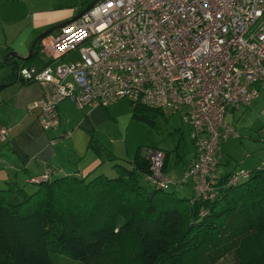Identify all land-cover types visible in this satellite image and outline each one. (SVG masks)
Listing matches in <instances>:
<instances>
[{
  "label": "built area",
  "instance_id": "1",
  "mask_svg": "<svg viewBox=\"0 0 264 264\" xmlns=\"http://www.w3.org/2000/svg\"><path fill=\"white\" fill-rule=\"evenodd\" d=\"M54 31L40 39L37 64L15 70L17 79L42 88L28 105L40 127L58 125L57 105L65 99L79 109L124 98L183 109L196 155L180 182L190 180L196 196L213 201L219 144L238 136L227 114L251 105L264 85V0H96ZM69 54L76 61L59 62ZM7 136L8 128L0 127V141ZM144 158L150 165L146 181L168 190L165 151L147 147ZM51 172L30 182L49 180ZM247 175L234 173L226 186Z\"/></svg>",
  "mask_w": 264,
  "mask_h": 264
},
{
  "label": "trees",
  "instance_id": "2",
  "mask_svg": "<svg viewBox=\"0 0 264 264\" xmlns=\"http://www.w3.org/2000/svg\"><path fill=\"white\" fill-rule=\"evenodd\" d=\"M39 50L40 40L25 64ZM12 57L3 58L11 74L0 88L15 77ZM129 103L133 117L163 113ZM139 149L127 164L112 165L114 177H92L93 169L37 182L33 191L7 182L0 188V264H224L229 257L231 264H264V165L227 186L234 173L218 169L213 201L193 189L186 198L146 181L150 165ZM167 160L165 152L164 171Z\"/></svg>",
  "mask_w": 264,
  "mask_h": 264
},
{
  "label": "rangeland",
  "instance_id": "3",
  "mask_svg": "<svg viewBox=\"0 0 264 264\" xmlns=\"http://www.w3.org/2000/svg\"><path fill=\"white\" fill-rule=\"evenodd\" d=\"M20 1L15 9L12 7L3 13H6L2 19L5 21L4 27L7 31L0 28V64L8 53L17 52V56L22 58L29 53L33 41L39 35L33 36L34 31L28 18L29 12L36 6H47L50 7L49 9H52L54 5L66 7L73 11L72 15H77L96 0ZM3 21L0 22L3 24ZM13 59L18 65L25 64L17 57ZM70 61H76L75 54H69L59 62ZM7 65L0 66L1 77L10 73V67ZM259 89V97L251 105L240 107L227 115V122L233 126L238 136L229 135L220 142L222 159L218 169L224 174L249 172L264 165V141L262 140L264 137V85ZM107 107L112 111L106 123L101 126L98 157H102L105 160L104 163L112 166L114 163L127 164L139 148L140 155H144L147 147L168 152L164 172L171 182L170 191L176 192L179 197H191L190 180L187 183L180 182L188 163L196 155L189 127L181 118L183 109L174 111L165 109L162 114L148 115L147 120L133 117L132 105L126 98L110 103ZM110 156L114 157L111 161L108 160ZM108 171L115 173L110 168ZM36 186V183L26 184V190L33 191ZM228 259L224 261V264H231V258Z\"/></svg>",
  "mask_w": 264,
  "mask_h": 264
},
{
  "label": "crops",
  "instance_id": "4",
  "mask_svg": "<svg viewBox=\"0 0 264 264\" xmlns=\"http://www.w3.org/2000/svg\"><path fill=\"white\" fill-rule=\"evenodd\" d=\"M18 2L21 1L0 0V21L6 14L3 13L12 7L15 9ZM49 8L36 6L29 12L33 36L76 16L66 7L54 5L52 9ZM4 22H0V28L7 31ZM13 62L17 63L14 59ZM38 62L39 56L29 64ZM9 67L10 73L0 76L2 85L5 82L3 78L11 74V65ZM41 95L39 84L17 80L16 71L14 79L0 88V127L8 128L6 141H0V188L5 187L7 182L26 187V184H32L31 177L41 175L46 170L52 171V178L69 174L82 177L93 169L92 177L99 173L114 177L116 171L97 155L101 144V126L106 123L112 110L107 106L79 109L71 100L65 99L57 105L58 125L44 130L37 122V112L28 110V105ZM233 112L235 110L229 113ZM109 168L115 173L108 171Z\"/></svg>",
  "mask_w": 264,
  "mask_h": 264
},
{
  "label": "water",
  "instance_id": "5",
  "mask_svg": "<svg viewBox=\"0 0 264 264\" xmlns=\"http://www.w3.org/2000/svg\"><path fill=\"white\" fill-rule=\"evenodd\" d=\"M92 4H93V3H92ZM92 4H90L89 6H91ZM89 6H87L84 10H86ZM84 10L81 11L79 14H77V15H76L74 18H72L71 20H73V19L79 17V16L84 12ZM68 21H70V20H67V21H65V22H62V23L58 24L57 26H55L54 28H52V29H50V30H48V31H46V32H43L42 34H40L39 36H37V38H35V40L33 41V44H32V46H31V49H30V51H29V53H28V55H27L26 57H23V58H22V57H18L15 53H12V54H10V55H12L13 57H17V58L20 59L21 61H26V60H28L29 57L32 55L33 48L35 47L36 43H37L42 37H44V36H45L46 34H48L50 31L55 30V29H57L58 27L63 26V25L66 24Z\"/></svg>",
  "mask_w": 264,
  "mask_h": 264
}]
</instances>
